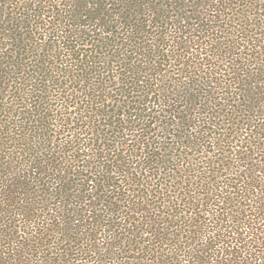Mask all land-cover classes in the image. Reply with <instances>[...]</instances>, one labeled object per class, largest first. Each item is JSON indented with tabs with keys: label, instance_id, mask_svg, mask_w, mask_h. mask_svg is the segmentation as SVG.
I'll return each mask as SVG.
<instances>
[{
	"label": "trees",
	"instance_id": "16d2710c",
	"mask_svg": "<svg viewBox=\"0 0 264 264\" xmlns=\"http://www.w3.org/2000/svg\"><path fill=\"white\" fill-rule=\"evenodd\" d=\"M0 264H264V0H0Z\"/></svg>",
	"mask_w": 264,
	"mask_h": 264
}]
</instances>
